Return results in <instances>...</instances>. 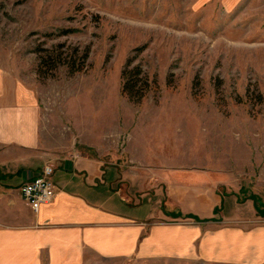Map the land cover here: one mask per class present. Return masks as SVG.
Segmentation results:
<instances>
[{"label": "rangeland", "instance_id": "rangeland-1", "mask_svg": "<svg viewBox=\"0 0 264 264\" xmlns=\"http://www.w3.org/2000/svg\"><path fill=\"white\" fill-rule=\"evenodd\" d=\"M86 48L81 71L41 64ZM128 61L148 77L139 101ZM0 64L41 92L48 155L88 141L140 171L221 173L264 218V103L246 96L264 93V0H0Z\"/></svg>", "mask_w": 264, "mask_h": 264}, {"label": "crops", "instance_id": "crops-1", "mask_svg": "<svg viewBox=\"0 0 264 264\" xmlns=\"http://www.w3.org/2000/svg\"><path fill=\"white\" fill-rule=\"evenodd\" d=\"M44 106L0 64V264H264V218L227 191L225 175L140 171L88 141L94 153L50 156ZM47 162L55 196L34 212L20 187Z\"/></svg>", "mask_w": 264, "mask_h": 264}, {"label": "trees", "instance_id": "trees-1", "mask_svg": "<svg viewBox=\"0 0 264 264\" xmlns=\"http://www.w3.org/2000/svg\"><path fill=\"white\" fill-rule=\"evenodd\" d=\"M65 31L64 33H66ZM61 47V46H60ZM40 51L45 52L46 50L43 48H38ZM76 48H74L75 50ZM64 53H59L56 56H50L49 58H44V56H41V64L47 63L45 60H54L55 63L57 61L58 64H69V68L71 72H78L83 69L84 62L87 59L88 55V48L85 49V52L81 55V59L79 63H77V60H74L73 54H71L69 57L62 56ZM70 60V61H68ZM45 61V62H44ZM53 64H50L48 67H54ZM131 61L127 62V67L122 71V87L121 91L124 95H126L129 99H133L135 101L141 100L146 92L144 89H147L149 87L148 77L144 75L141 68L137 65H134L130 67ZM45 65V64H44ZM46 73V72H45ZM46 75H52V73H46ZM246 96H248V100H250L253 104H263L264 103V93L258 92L253 95L249 90H247ZM252 104V106H253ZM256 207V205H255ZM256 211L257 207H256Z\"/></svg>", "mask_w": 264, "mask_h": 264}, {"label": "built area", "instance_id": "built-area-1", "mask_svg": "<svg viewBox=\"0 0 264 264\" xmlns=\"http://www.w3.org/2000/svg\"><path fill=\"white\" fill-rule=\"evenodd\" d=\"M54 165L45 163L37 174L20 187L23 200L36 212L41 205L49 203L55 196L56 188L52 179Z\"/></svg>", "mask_w": 264, "mask_h": 264}]
</instances>
